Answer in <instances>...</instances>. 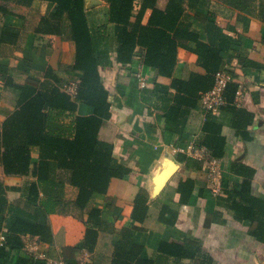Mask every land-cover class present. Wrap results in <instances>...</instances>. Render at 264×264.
I'll list each match as a JSON object with an SVG mask.
<instances>
[{"label": "crops", "instance_id": "0c3cea01", "mask_svg": "<svg viewBox=\"0 0 264 264\" xmlns=\"http://www.w3.org/2000/svg\"><path fill=\"white\" fill-rule=\"evenodd\" d=\"M166 1L157 0L156 6L163 9ZM202 3L197 8L200 16L192 10L190 16L186 9V16L181 17L201 34L199 40H207V21L216 22L220 29L237 30L230 50L221 53L223 62L218 69L226 70L229 82L236 86L232 101L218 113L205 116L199 90L195 105L186 107L182 100L185 93L171 83L204 74L205 69L196 63V54L181 45L170 77L159 75L153 67L140 66L147 79L146 86L140 87L132 73V57L126 64L119 63L110 37L107 63L98 66L109 93L110 115L103 120L98 138L112 144L114 159L129 167L130 173L111 178L106 191L93 192L81 209L74 203L77 188L68 182L65 172H52L53 185H48L37 182L30 172L5 174L0 164V231L7 233L12 219L36 225L33 233L12 234L16 239L11 238L0 249V264H40L23 248L29 236L38 241L37 249L46 256H62L80 264L198 262L159 251L161 242L170 241L198 245L200 258L209 256L210 264H264V242L251 233L255 222L234 219L231 209L237 202L247 206L250 201L257 211L264 205V20L253 15L243 19L244 13L214 0ZM107 7V0H84L89 25L103 36L102 47L112 33V26L105 22ZM50 9L45 0H32L28 5L0 0V131L2 122L21 102L14 85L38 88L47 69L61 80V91L65 83L80 80L81 73L71 69L75 47L68 32L44 30L42 18ZM150 11L145 10L142 24ZM137 48L144 51L138 45L133 51ZM176 100L177 117L170 121L164 113ZM91 112V106L77 102L74 111L55 115L54 132L71 138L74 117ZM210 136L221 142V156L215 157L220 159L222 190L239 189L247 181L244 201L235 194L214 195L201 163L185 152L189 142L204 145ZM30 156L32 167L39 158L36 146L30 147ZM185 180L192 188L181 200L178 185ZM138 193L146 198V210L131 218ZM90 209L99 210L102 224L94 228L95 240L87 249L83 243ZM17 227L21 225L17 223Z\"/></svg>", "mask_w": 264, "mask_h": 264}, {"label": "trees", "instance_id": "16d2710c", "mask_svg": "<svg viewBox=\"0 0 264 264\" xmlns=\"http://www.w3.org/2000/svg\"><path fill=\"white\" fill-rule=\"evenodd\" d=\"M15 1L28 5L32 0ZM45 1L51 9L47 17L42 18L43 21L41 19L44 30L56 34L65 30L74 42L75 56L71 69L81 73L77 93L74 99H71L68 94L59 90L62 82L50 72V69L45 72V78L38 88L14 85L21 94L19 97L21 102L2 122L0 164L5 174L24 175L30 172L36 176L37 182L48 185H53L52 172L54 173L56 169L65 172L68 182L77 188L74 203L82 209L93 192L106 191L111 178H122L130 173L129 167L114 159L111 153L112 144L98 138L103 120L110 115L109 93L98 72V66L107 63L109 38L112 37L116 44L115 58L119 63L130 62L133 49L138 45L144 49L143 64L155 68L159 75L166 77L171 76L177 46L191 49L197 56L196 63L205 69V73L195 74L185 81L173 80L171 83L177 90L185 93L182 100L186 107H191L197 101V92L206 91L211 87L215 72L222 66L221 53L230 50L232 37L237 30L232 27L220 29L216 22L207 21L204 25L207 40L201 41L199 40L201 34L190 29L189 23H183L181 17L186 16V9L190 10L187 11L188 15L192 16V10L200 16L197 10L199 5L211 0H167L163 9L156 6L157 0H107L105 22L112 26V33L105 38L103 44L105 47H102L100 43L103 36L89 25L84 0ZM214 1L244 13L243 19H246L247 15H253L264 20V0L258 4L253 0ZM147 8L151 11L147 22L142 24L141 19ZM49 18L52 19L51 22ZM235 87L230 82L227 84L226 102L232 101ZM77 102L91 106V114L74 117V134L71 138L54 132L55 115L74 111ZM178 106L179 101L176 100L164 113L165 118L174 120L177 117L175 110ZM203 144L211 149L214 156H221V142L216 136L205 138ZM31 146L38 148L39 156L32 167ZM248 187L249 183L243 181L239 189L236 187L229 192L225 190L222 192L227 193L229 197L233 194L238 195L244 201ZM191 188L192 183L189 180L178 185L181 200L187 197ZM32 191L34 190H31V197L35 198L36 193ZM145 201L146 198L141 193L136 194L131 218L137 217L138 214L139 217L140 214L144 215ZM247 204V206L240 202L232 204L233 218L239 221L243 219L254 221L256 226L251 229V233L259 241L264 242V205L263 208L260 205V210L257 211L252 202L248 201ZM23 221L11 220L4 246L0 249L8 245L11 238L16 239L12 234L15 235L18 231L34 232L35 224ZM17 223L21 227H17ZM86 224L83 244L87 249H91L96 236L94 228L102 224L99 210H88ZM117 245H120V242ZM158 249L163 254L177 259H197L196 264H210V257L202 255L200 258L199 246L189 242H161Z\"/></svg>", "mask_w": 264, "mask_h": 264}, {"label": "built area", "instance_id": "2783aa9c", "mask_svg": "<svg viewBox=\"0 0 264 264\" xmlns=\"http://www.w3.org/2000/svg\"><path fill=\"white\" fill-rule=\"evenodd\" d=\"M143 54L144 51L137 48L133 51L132 54V65L134 64L135 68L132 69L133 76L136 78L140 87H145L147 84V79L145 75L142 74L140 66L143 64ZM230 80V75L224 69H220L215 72L214 80L212 86L200 93V103L201 108L205 116L218 113L220 108L226 103V86ZM79 80L69 81L62 86V91L71 97H75L77 93ZM182 150V149H181ZM185 152L189 157L194 158L199 163L206 174V181L214 195H219L222 192L221 186V167L220 159L215 157L211 150L202 144H196L194 142H189L186 146ZM24 241V250L33 260L40 262V264H80L75 261H71L65 257L57 256L50 257L43 254L39 251L38 241L29 236ZM6 238V232L0 231V247L4 246Z\"/></svg>", "mask_w": 264, "mask_h": 264}, {"label": "rangeland", "instance_id": "374dc122", "mask_svg": "<svg viewBox=\"0 0 264 264\" xmlns=\"http://www.w3.org/2000/svg\"><path fill=\"white\" fill-rule=\"evenodd\" d=\"M261 0H253V2H255V4H258V2H260Z\"/></svg>", "mask_w": 264, "mask_h": 264}, {"label": "water", "instance_id": "95a60500", "mask_svg": "<svg viewBox=\"0 0 264 264\" xmlns=\"http://www.w3.org/2000/svg\"><path fill=\"white\" fill-rule=\"evenodd\" d=\"M163 179H161V181H162Z\"/></svg>", "mask_w": 264, "mask_h": 264}]
</instances>
